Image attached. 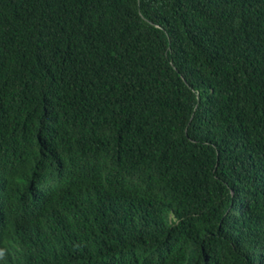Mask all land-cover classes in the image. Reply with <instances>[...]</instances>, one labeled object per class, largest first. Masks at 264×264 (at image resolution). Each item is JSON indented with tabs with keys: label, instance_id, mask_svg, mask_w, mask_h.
I'll use <instances>...</instances> for the list:
<instances>
[{
	"label": "trees",
	"instance_id": "16d2710c",
	"mask_svg": "<svg viewBox=\"0 0 264 264\" xmlns=\"http://www.w3.org/2000/svg\"><path fill=\"white\" fill-rule=\"evenodd\" d=\"M0 264H264V0H0Z\"/></svg>",
	"mask_w": 264,
	"mask_h": 264
}]
</instances>
